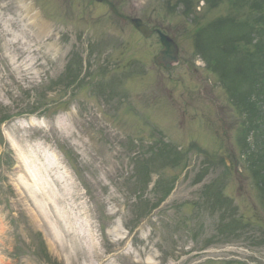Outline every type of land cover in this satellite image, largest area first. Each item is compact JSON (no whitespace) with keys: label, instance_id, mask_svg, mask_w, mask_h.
Masks as SVG:
<instances>
[{"label":"rangeland","instance_id":"1","mask_svg":"<svg viewBox=\"0 0 264 264\" xmlns=\"http://www.w3.org/2000/svg\"><path fill=\"white\" fill-rule=\"evenodd\" d=\"M212 1L0 0V264H264V68L228 85L259 38ZM134 15L176 39L171 72Z\"/></svg>","mask_w":264,"mask_h":264},{"label":"trees","instance_id":"2","mask_svg":"<svg viewBox=\"0 0 264 264\" xmlns=\"http://www.w3.org/2000/svg\"><path fill=\"white\" fill-rule=\"evenodd\" d=\"M233 3L232 6V11H231V15L235 16V22L237 23L239 32H243V37L245 39L251 38L250 35H252L254 32H257L258 34H261L264 36V6L261 8L260 12H263L262 15L258 18L256 17V14L253 12L252 9H249L248 11L245 12V8H244V2L245 0H230ZM208 4L211 6H214L217 4V2H213L212 0H207ZM252 7V5H251ZM225 20V24L229 23L232 24V22L234 21V18H230V16ZM256 20V21H255ZM255 21V22H253ZM214 28L217 27V29H215L217 32L219 33H224L225 29H227V26H223L219 23V19L215 22H212ZM212 24L210 26V28L212 27ZM241 29V31H240ZM195 35L196 37H201V39L205 36V31H207L206 28H201V27H197L195 25ZM255 48H253V51L251 52H238L237 56L239 58H241L239 61H236V66L235 67H231V74L228 75V78L234 82V80L239 76L242 77L243 81V73L246 71V69L248 67H250V65L253 62H248L250 60V58L252 56H254V58L256 57V64L255 67L259 68H264V38L260 41L257 42V44H255L254 46ZM240 64H243L244 66L240 67ZM264 76V75H263ZM262 83L259 86V89L262 90L264 92V78L262 77ZM256 82H252V83H245L244 81V85L241 88L244 87H249L251 84H255ZM257 87V85H256ZM240 88V89H241ZM264 97V95H263ZM251 123V121H250ZM257 158L261 159V166H260V170L258 172L255 173L256 176H258L262 171V169H264V152H261L259 154H257ZM257 169V168H256ZM264 176V175H263Z\"/></svg>","mask_w":264,"mask_h":264},{"label":"water","instance_id":"3","mask_svg":"<svg viewBox=\"0 0 264 264\" xmlns=\"http://www.w3.org/2000/svg\"><path fill=\"white\" fill-rule=\"evenodd\" d=\"M136 27L141 30L145 36H148L150 32L147 30V28L142 25V23L138 20L134 21ZM161 40L164 46V50L160 53V56L157 58L156 62L157 64H164L165 67H171L172 63L177 62V47L174 45L172 41L165 38L161 35Z\"/></svg>","mask_w":264,"mask_h":264},{"label":"bare ground","instance_id":"4","mask_svg":"<svg viewBox=\"0 0 264 264\" xmlns=\"http://www.w3.org/2000/svg\"><path fill=\"white\" fill-rule=\"evenodd\" d=\"M32 12H28V15L26 16V18H28L29 21H32L34 20V22H31V26L32 27H35L36 26V23H35V16L34 15H31ZM19 68H21V65L19 66ZM28 163V162H27Z\"/></svg>","mask_w":264,"mask_h":264}]
</instances>
